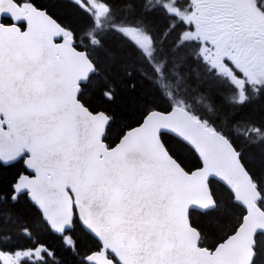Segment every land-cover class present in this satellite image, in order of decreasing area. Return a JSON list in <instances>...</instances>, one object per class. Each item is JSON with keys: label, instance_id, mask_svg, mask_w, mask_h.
I'll list each match as a JSON object with an SVG mask.
<instances>
[{"label": "snow or ice", "instance_id": "1", "mask_svg": "<svg viewBox=\"0 0 264 264\" xmlns=\"http://www.w3.org/2000/svg\"><path fill=\"white\" fill-rule=\"evenodd\" d=\"M21 2L22 0H0V24H15L21 32L27 28V19L18 17L8 6H19ZM27 3L62 30L70 33L73 48L88 60L91 71L78 81L75 98L82 112L91 120L103 118V126L99 135L93 134L89 139L87 120L69 123L63 108L55 103L56 83L50 72L51 62L45 53L41 52L33 62L18 69L9 68L6 71L0 64V86L6 84L13 92L19 88L27 102V107L22 110L18 120L0 121V142L11 139L19 132H24L26 142L23 150L17 149L10 151L8 155H0V264H98L93 256L103 245L93 230L84 223L83 218L77 217L79 201H71L83 187L86 201L95 198L106 211H120L123 200L122 186L126 177L135 172L132 166L135 162L125 161L123 152L114 156L125 137L133 131H139L150 116L169 117L177 109L190 111L193 103L201 102V94H206L208 101L216 104L219 100L216 91L222 87L217 83L221 74L209 66L207 60H201L197 52L184 50L186 41L183 40L182 34L175 40H169L179 25L171 18L173 14L166 11L167 5L163 0H137L135 6H127V11L134 20V23L127 27L147 37V48L125 35L118 24L108 27L105 23L97 21L94 27L79 37L74 28L65 29L58 23L59 17L55 16L53 10L85 12V9L81 8V0H52L48 5L36 4L35 0H27ZM97 33L103 35L98 36ZM61 39L54 36L51 42L59 44ZM77 39L80 43H77ZM89 40L90 47L86 43ZM12 81L20 83L13 88ZM261 87L253 89L255 95L252 99H264ZM90 93L106 107L99 110L94 107L92 102L86 99ZM177 96L182 98L177 100ZM249 99L247 95H243L238 101L228 97L227 103L244 104ZM117 101L119 106L116 110H111L117 105ZM209 111H212L211 107ZM131 113H138L141 119L136 121L135 129L127 125L125 131L120 127L118 120L126 119ZM240 123L237 115L233 113L230 118L224 117L222 128L213 125V129L228 138L239 160L243 161L247 154L251 162L264 170V151H253L251 147L264 140V136L249 141L247 147L242 145L240 137L244 135L246 138L247 134L242 132ZM5 124L6 127L3 126ZM78 127H82V132L77 131ZM224 129L228 131L225 132ZM255 131L259 132L260 129L255 128ZM113 134L115 139L110 141L109 137ZM81 135L83 138L78 139ZM156 138L165 155L176 164L184 176L191 177L205 170L206 161L200 149L179 134L162 129L156 133ZM172 138L180 150L194 155L196 163L191 169H186L177 153L169 147L168 141ZM117 141L120 144H117ZM54 158H59L56 163L77 162L76 177L68 185L71 191L62 189L64 195L69 198L72 216L60 226L49 220L32 184L41 176L38 164ZM33 160L37 163L30 162ZM241 166L245 168L249 179L253 180L250 169L244 163ZM93 171L108 177L117 187L107 194L97 196L91 186L90 174ZM48 179L50 180L51 176H48ZM214 179L215 177L209 176L207 181L209 195L212 196V210L217 203L212 188ZM253 186L258 194L256 211L264 216V186L256 180H253ZM228 190L233 196V204H238L243 209L239 227L233 229L234 236L244 227V220L247 219L250 209L235 198L231 189ZM86 206L91 205L88 203ZM204 211L207 213L210 209ZM189 227H192L191 222ZM77 231L83 233L85 240H96V247L86 249L76 238ZM225 243L227 240L216 245V252H219ZM247 247L249 254L246 264H264V223L252 231ZM197 248L208 253L210 257L216 256V252L207 248L199 249L198 242ZM105 258H108L107 249Z\"/></svg>", "mask_w": 264, "mask_h": 264}, {"label": "water", "instance_id": "2", "mask_svg": "<svg viewBox=\"0 0 264 264\" xmlns=\"http://www.w3.org/2000/svg\"><path fill=\"white\" fill-rule=\"evenodd\" d=\"M8 6L18 17L26 18L28 25L21 32L15 24H0V64L6 71L9 68L18 69L33 62L41 52L45 53L51 62L50 72L56 83L55 103L63 108L69 123L81 119L88 121L89 139L93 134L99 135L103 118L91 120L76 102L78 81L90 73L91 66L73 48L72 37L27 1L19 6ZM54 36L62 38L59 44H52ZM18 83L12 81V87L15 88ZM26 107L27 102L19 88L13 92L6 84L0 86V121L18 120ZM3 126L6 127V124ZM132 127L135 129L136 124ZM162 129L172 130L199 148L206 161L205 170L191 177L184 176L160 147L156 133ZM77 131L82 132V127H78ZM82 138L83 135L78 137ZM117 144L120 142L117 141ZM25 147L24 132H19L11 139L0 142V155ZM121 152L125 161L135 162L132 165L135 172L126 177L122 186L120 211H106L95 198L86 201L83 187L71 201H79L77 217L83 218L103 245L93 256L98 264H246L251 233L264 223V216L256 211L258 194L253 180L241 166L243 162L238 159L228 138L190 111L177 109L169 117L150 116L139 131L125 137L114 156ZM58 159L39 163L41 176L32 184L45 214L53 224L60 226L72 216L69 198L62 189L71 191L68 185L76 177L77 162L56 163ZM30 162L37 163L35 160ZM48 176H51L50 180ZM209 176L215 177L218 182L223 181L221 184L227 185L235 198L250 209L244 227L234 236L231 232L216 244L227 240L219 252H216V245L214 248L200 245L199 230L194 225L189 227L190 211L212 209L207 182ZM90 179L97 196L117 187L108 177L94 171ZM88 203L90 207L86 206ZM197 242L199 249L207 248L216 252V256L210 257L208 253L199 251Z\"/></svg>", "mask_w": 264, "mask_h": 264}, {"label": "trees", "instance_id": "3", "mask_svg": "<svg viewBox=\"0 0 264 264\" xmlns=\"http://www.w3.org/2000/svg\"><path fill=\"white\" fill-rule=\"evenodd\" d=\"M96 1L102 2L108 6V12L101 19H98L92 12L86 9V7L82 3L81 8H84L85 12H81L79 10H71V12L69 13V10L66 9H54L53 11L55 12V16L59 17V22L61 24H63L65 27L74 28L76 30L77 37H79L80 34L87 32L90 28L94 27L97 21L105 23L108 27H111L112 24H118L120 25L121 30L125 26L134 23V20L131 19V13L127 11V6H135L137 0ZM163 2L167 5L166 11L173 14L171 18L175 20L179 25L169 37V40H175L182 34L183 40L186 41L184 50H193L200 55L198 42L194 39H191L190 36H185V32L190 30L189 26L186 25V18L175 11L177 7L183 5L184 2H181L179 0H175V3H173V0H163ZM35 3L48 5L52 3V0H35ZM97 35L99 36L103 34L97 33ZM77 43H80L79 39H77ZM86 43L89 47L91 46L90 40ZM157 47H159L158 44ZM201 60L204 59L201 57ZM258 82L259 83L257 84V87L264 86V78L259 79ZM217 83L219 85H222V87L218 88L216 91V95L219 97L218 102L216 104H212L210 101H208L206 94H201L203 97L201 102L198 104L193 103V107L190 111L195 116H199L204 119V121H207L208 124L212 127L213 125H215L216 128L223 127L222 120L225 116H228L230 118L231 114H236L238 120L241 122L240 128L242 132L247 134L246 138L244 135L240 137V143L246 147L249 146V141L257 139V137L264 136V99H252V97H254L255 95V93L253 92L254 88H252L248 89L250 91H247L248 97L250 98L247 103L228 104L227 98L231 97V87L226 85L227 83L222 78H218ZM261 91L264 92V87H261ZM181 98L182 96L176 97L177 100ZM86 99H89L92 102L93 106L98 110L106 107L105 105L100 104V101L96 100L91 93L89 94V97H86ZM118 106L119 101H117V105H114L113 109L111 110H116V107ZM210 107L212 108V111H209ZM140 119L141 117L138 113H131L126 119L118 120V123L121 128L127 129V125H135L136 121ZM255 128H259L260 131L256 132ZM224 131L227 132L228 129H224ZM114 139L115 134L109 137L110 141ZM168 144L169 147L177 153L178 158L186 169H191L195 165L196 159L194 155L188 151L180 150L179 146L175 143L174 138L169 139ZM251 147L253 151H264V140L255 145H252ZM242 162L252 172L253 179L259 181L261 185L264 186V170H261L255 163L251 162L247 154L244 156ZM212 188L215 197H217L215 209H210V211H208L207 213H205V211H192L190 214L191 223L201 233L202 237L200 244L207 247H214L219 241L226 237L225 234V236H222L221 239L219 238L224 230L228 229L230 225L235 223L233 228L229 230L228 234L232 232L233 229H235L240 223L241 214L243 212V209L240 205L233 204V196L230 195L229 190L224 185H222L218 181L213 180ZM75 235L86 249L96 247V240H85L83 233H81L80 231H77ZM51 242L54 244L57 243V241Z\"/></svg>", "mask_w": 264, "mask_h": 264}, {"label": "flooded vegetation", "instance_id": "4", "mask_svg": "<svg viewBox=\"0 0 264 264\" xmlns=\"http://www.w3.org/2000/svg\"><path fill=\"white\" fill-rule=\"evenodd\" d=\"M182 1L211 67L243 87L264 77V0Z\"/></svg>", "mask_w": 264, "mask_h": 264}, {"label": "rangeland", "instance_id": "5", "mask_svg": "<svg viewBox=\"0 0 264 264\" xmlns=\"http://www.w3.org/2000/svg\"><path fill=\"white\" fill-rule=\"evenodd\" d=\"M81 3L86 7V9H88L90 12H92L98 19H101L102 17H104L105 14L108 12V6L103 4V3L98 2L96 0H81ZM122 30L125 34H127L129 37H131L133 40H135L142 47H144V48L149 47V41L143 33L137 32L133 28L127 27V26H125ZM185 36H188V37L191 36V37L199 39L200 33L194 29V30L190 31L189 33H186ZM206 48H207V46L205 44H204V46H202V43H200L199 53H200L201 57L204 59L208 58L207 53H206ZM226 81L228 82L229 80L226 79ZM252 81H254V80L252 79ZM228 86H231L230 96L235 98L237 101L240 100V98L243 95L248 94L247 91H250L248 89L256 88L255 85L243 87L240 84H236L233 82H231V83L228 82ZM234 225H235V223L230 225L228 229L224 230L222 235L219 238H221L222 236H225V234L227 235L229 230H231Z\"/></svg>", "mask_w": 264, "mask_h": 264}, {"label": "bare ground", "instance_id": "6", "mask_svg": "<svg viewBox=\"0 0 264 264\" xmlns=\"http://www.w3.org/2000/svg\"><path fill=\"white\" fill-rule=\"evenodd\" d=\"M221 239V238H220ZM219 241V240H218Z\"/></svg>", "mask_w": 264, "mask_h": 264}]
</instances>
